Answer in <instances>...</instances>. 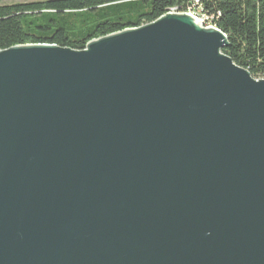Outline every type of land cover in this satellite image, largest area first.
<instances>
[{
	"label": "water",
	"instance_id": "water-1",
	"mask_svg": "<svg viewBox=\"0 0 264 264\" xmlns=\"http://www.w3.org/2000/svg\"><path fill=\"white\" fill-rule=\"evenodd\" d=\"M170 12L83 51L0 52V264H264V79Z\"/></svg>",
	"mask_w": 264,
	"mask_h": 264
},
{
	"label": "trees",
	"instance_id": "trees-1",
	"mask_svg": "<svg viewBox=\"0 0 264 264\" xmlns=\"http://www.w3.org/2000/svg\"><path fill=\"white\" fill-rule=\"evenodd\" d=\"M192 6L193 0H0V52L27 45L83 51ZM193 10L226 36L224 55L253 79L264 78V0H198Z\"/></svg>",
	"mask_w": 264,
	"mask_h": 264
},
{
	"label": "built area",
	"instance_id": "built-area-1",
	"mask_svg": "<svg viewBox=\"0 0 264 264\" xmlns=\"http://www.w3.org/2000/svg\"><path fill=\"white\" fill-rule=\"evenodd\" d=\"M193 1H194V6L198 5V0H193ZM194 6H192V8H190V9H188L186 14L191 15V16H193L195 18H199V21H203L205 24H208L207 23L208 22V18L206 16L202 15L199 11L193 10Z\"/></svg>",
	"mask_w": 264,
	"mask_h": 264
},
{
	"label": "rangeland",
	"instance_id": "rangeland-1",
	"mask_svg": "<svg viewBox=\"0 0 264 264\" xmlns=\"http://www.w3.org/2000/svg\"><path fill=\"white\" fill-rule=\"evenodd\" d=\"M173 13H178V12H176V11H172ZM180 14H182V13H180ZM185 14V13H184ZM201 27H203V28H207V27H210L209 25H206L205 23H203V24H201ZM264 79V78H263ZM257 80H261V79H257Z\"/></svg>",
	"mask_w": 264,
	"mask_h": 264
},
{
	"label": "bare ground",
	"instance_id": "bare-ground-1",
	"mask_svg": "<svg viewBox=\"0 0 264 264\" xmlns=\"http://www.w3.org/2000/svg\"><path fill=\"white\" fill-rule=\"evenodd\" d=\"M182 14H184V13H182ZM186 14V13H185ZM198 20H199V18H197ZM204 22L203 21H201V24H203Z\"/></svg>",
	"mask_w": 264,
	"mask_h": 264
}]
</instances>
